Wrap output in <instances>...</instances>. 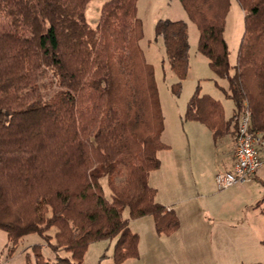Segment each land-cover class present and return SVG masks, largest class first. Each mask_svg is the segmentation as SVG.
<instances>
[{
  "label": "trees",
  "instance_id": "1",
  "mask_svg": "<svg viewBox=\"0 0 264 264\" xmlns=\"http://www.w3.org/2000/svg\"><path fill=\"white\" fill-rule=\"evenodd\" d=\"M89 1L0 0V229L13 245L32 233L43 238L28 264H83L92 242L114 238L120 264L139 257L131 219L153 216L159 234L180 227L149 183L168 145L154 67L139 44L138 0H107L95 27ZM180 1L235 106L227 119L222 103L197 89L184 117L218 141L234 134L247 108L264 136V0H238L244 34L233 72L224 37L230 0ZM155 33L179 94L190 68L188 23L160 18ZM45 88L55 90L48 96Z\"/></svg>",
  "mask_w": 264,
  "mask_h": 264
},
{
  "label": "rangeland",
  "instance_id": "2",
  "mask_svg": "<svg viewBox=\"0 0 264 264\" xmlns=\"http://www.w3.org/2000/svg\"><path fill=\"white\" fill-rule=\"evenodd\" d=\"M106 1L91 0L87 4L86 18L91 26L98 24L101 7ZM138 6L144 33L139 44L146 61L154 67L164 115L162 139L168 148L161 153V157L166 163L169 152L173 156L191 150L192 137L196 135L191 122L197 121L188 120L184 115L188 101L197 89L201 95L208 94L219 100L229 118L235 114L234 102L226 94L228 80L216 75L209 65V59L198 50L199 30L189 17L185 21L189 24L190 68L182 81L180 93H174L172 85L179 79L171 68L163 39L156 36L155 25L160 18L180 17L182 12H187L180 0H139ZM230 6L227 35L229 59L234 66L244 32V15L242 10L241 25L240 5L232 0ZM231 70L234 71V67ZM54 90L48 88L45 93L49 96ZM230 135L234 136L233 133ZM259 176L248 180H253L251 183L240 182L225 189H219L216 182L206 188H197L191 178V193L186 199L180 198L176 206L182 227V241L178 248L186 264H264V174ZM105 189L109 187L106 185ZM128 213L126 209L125 215L129 216ZM40 242H43V238L32 233L13 245L7 232L0 229V264H28L29 258L35 263L32 246ZM115 242V238L92 242L85 253L83 264H113ZM43 251L47 257L52 256L50 247L44 246Z\"/></svg>",
  "mask_w": 264,
  "mask_h": 264
},
{
  "label": "crops",
  "instance_id": "3",
  "mask_svg": "<svg viewBox=\"0 0 264 264\" xmlns=\"http://www.w3.org/2000/svg\"><path fill=\"white\" fill-rule=\"evenodd\" d=\"M236 1L239 4L238 0ZM230 4L232 5V0H230ZM239 7L241 18L239 21L242 25L243 9L241 6ZM229 13L230 11H228L226 17L224 31V37L227 43V24ZM186 15H188V13L186 14L185 12H182L180 17H169L168 19L186 20L187 17H189V15ZM243 15L245 17L244 10ZM190 21L192 20L190 19ZM231 66L234 67L235 65L233 66L231 63ZM225 117L229 119L226 115ZM191 123V126L196 132L195 137H192L193 141H191V150L186 151L183 154H179L178 152L177 154H173V156L169 152V154H167L169 159L166 163L161 157V153L166 151V149L159 150L158 157L160 156L161 165L158 169L152 170L149 175L150 185L157 189L156 200L166 205L169 209L172 208L175 211H177L176 206L179 203L180 198L186 199L191 193V178L194 179L197 188H206L208 185H215L216 174L219 171L231 169L234 163L233 137L230 134H227L218 141H215L212 131L204 123L199 121ZM259 174H264V161L263 165L256 174V178L260 177ZM156 176H158V178ZM252 181L248 182L251 183ZM130 227L140 236L138 244L139 257L129 258L124 262L130 264H186V262H184V258H181L178 248L179 243L182 241L180 240L182 229L181 225L180 228L172 234H159L156 231L153 216L146 215L130 220Z\"/></svg>",
  "mask_w": 264,
  "mask_h": 264
},
{
  "label": "built area",
  "instance_id": "4",
  "mask_svg": "<svg viewBox=\"0 0 264 264\" xmlns=\"http://www.w3.org/2000/svg\"><path fill=\"white\" fill-rule=\"evenodd\" d=\"M263 151L264 136L254 129L251 113L245 108L240 112L233 136V166L216 174L217 187L225 189L256 177L263 165Z\"/></svg>",
  "mask_w": 264,
  "mask_h": 264
}]
</instances>
